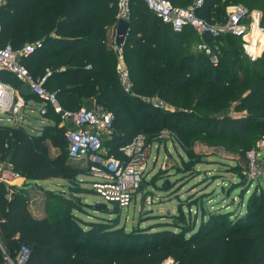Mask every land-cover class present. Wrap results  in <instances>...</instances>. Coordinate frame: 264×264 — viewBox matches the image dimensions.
<instances>
[{
    "label": "trees",
    "instance_id": "1",
    "mask_svg": "<svg viewBox=\"0 0 264 264\" xmlns=\"http://www.w3.org/2000/svg\"><path fill=\"white\" fill-rule=\"evenodd\" d=\"M196 1L171 0L177 7H189ZM238 4L260 11L264 27V0H203L195 12L208 23H222L227 19V8ZM116 14L117 0H3L0 48L11 45L19 50L26 44L39 45L20 60L34 80L47 77L44 86L57 95L62 108L74 112L83 103L95 102L94 107L112 112L114 131L104 142L110 156L119 157V148L142 131L159 134L163 129L184 148L197 141L227 150L248 152L255 148L264 137V51L261 57L251 58L240 38L225 35L213 40L207 35L205 42L219 48V65L215 67L204 50L187 48L195 33L191 28L175 32L141 0H132L123 62L137 95L158 97L175 108L164 111L132 97L119 82V55L107 41V29L117 23ZM153 17L156 25L151 23ZM0 81L19 90L27 85L30 90L25 81L6 71L0 70ZM46 118L51 124L38 133L25 126L0 124V161L7 159L27 181H71L90 176L87 166L69 159L66 138L59 135L61 117L50 109ZM147 138L152 145L153 140ZM57 148L63 151L52 154ZM191 162L183 160L177 174H185ZM84 192L92 191L78 193ZM47 194L51 196L45 216L38 219L30 212L24 191L9 192L0 184V264H7L10 251L19 252L22 245L31 249L28 264H162L175 255L174 249L185 251L182 264H264V196L259 193L248 198L246 218L212 211L196 230V220L185 221L180 216L181 221L166 223L169 225L132 231L121 230L113 219L86 221L77 216L76 212H87L80 197ZM198 203H189L186 208ZM200 205L203 208V203ZM179 211L183 214L184 206ZM116 234L123 242L153 237L156 243L140 248L114 247L112 237ZM212 244L218 249L214 256L203 254ZM238 244L245 246L235 253ZM225 248L229 251L227 263L219 257Z\"/></svg>",
    "mask_w": 264,
    "mask_h": 264
},
{
    "label": "built area",
    "instance_id": "2",
    "mask_svg": "<svg viewBox=\"0 0 264 264\" xmlns=\"http://www.w3.org/2000/svg\"><path fill=\"white\" fill-rule=\"evenodd\" d=\"M132 0H117L116 21L130 20ZM147 8L163 24L170 25L175 32L191 28L203 40V50L209 56L213 66L219 65V52H213V47L205 42L208 35L216 40L225 35H233L242 40L244 52L255 58L257 48L261 46L264 37L262 26V13L258 10L249 11L243 5H231L227 8V19L222 23H208L195 12L203 0H197L189 7L174 6L171 0H141ZM117 24V23H116ZM39 45L26 44L23 48L15 50L11 45L0 48V70L14 74L18 79L25 81L30 91L40 102L39 114L42 119L51 109L61 117L62 122H69L65 138L68 144L69 159L76 162H85L91 181L89 189L102 198L105 203L112 204L118 210L131 206L135 194L141 190L145 173L148 170L151 145L144 134H137L130 142L119 148L120 156L108 155L104 142L110 139L114 131L115 116L112 112L99 107L82 106L77 111L70 112L62 108L57 95L45 88L47 77L34 80L28 69L21 62L20 57H27L34 53ZM114 49L122 59V48ZM117 72L119 82L124 90L132 97L149 103L156 109H166L167 104L158 97H142L133 91V82L130 80L129 71L121 61L118 62ZM11 86L0 81V111L11 115L15 126H24V121L30 116L23 114L27 103L21 97L13 98ZM264 149L261 139L255 148L248 153L250 158L251 177L261 174L259 164L260 152ZM22 177L12 166L0 161V184L6 187L16 185ZM31 249L22 245L18 255V264H28ZM8 264H13L7 258Z\"/></svg>",
    "mask_w": 264,
    "mask_h": 264
},
{
    "label": "rangeland",
    "instance_id": "3",
    "mask_svg": "<svg viewBox=\"0 0 264 264\" xmlns=\"http://www.w3.org/2000/svg\"><path fill=\"white\" fill-rule=\"evenodd\" d=\"M114 41L115 36H112L110 42L114 44ZM187 48L195 52L203 51V45L200 44L199 37L196 33H194L193 42H189ZM213 52H219V48L213 47ZM262 53L259 57H261ZM166 104L167 108L165 110L163 109L164 111H175L172 105H169L167 102ZM94 105L95 103L91 105L90 103H83L79 107H92ZM38 111L39 107L33 114L29 113L28 115L30 117L24 121V126L30 132L32 130H40L34 129V126H39L40 124L41 116ZM0 117L4 119L3 122L7 123L6 125H14V121L9 118V114L0 112ZM68 126V121L62 122L60 127L63 129L61 134L59 132V135H62V133L64 135V132L68 130ZM31 133L37 132L32 131ZM141 133L149 137L150 140L152 139L154 143L151 145L148 170L144 177L146 178V182L144 181L143 184L144 188L136 192L131 206L117 210L114 205L105 203L95 193H85L80 194L79 197L87 205V212H76L77 216L86 221H95L96 217L113 219L118 221V227L121 230L125 229L126 231L139 228L144 229L153 225H169L166 223L181 221L184 217L185 221H197L196 230L204 216L208 218L212 211H222L246 218L248 198L251 195H255V193L264 196V149L260 152L259 157V164L262 167L261 174L253 179L250 173L251 161L248 157L249 151L238 149L227 150L224 146L199 141L191 148H184L177 140H172V134L168 130L163 129L159 134L158 132L147 131H142ZM59 140H63L62 136L59 137ZM262 140L264 141V137ZM61 149H53L52 154L63 151ZM183 160H190L192 164L186 168L187 172L185 174H177V171L183 167ZM4 163L10 165L7 159L4 160ZM79 165L86 168L85 162H79ZM19 173L26 180L23 172L19 171ZM81 177H89V182L92 180L90 176L83 175ZM155 177L160 178L152 181L151 179ZM150 180L151 183L149 182ZM252 182L254 184L250 187V183ZM168 183L169 185H167ZM243 191H245L244 196H242ZM86 194L87 196H85ZM197 201L199 202L197 206L193 205L190 209L186 208L189 203L196 204ZM201 203L204 205L203 208L200 205ZM96 204H105L108 210L99 211L96 208ZM181 206H184L183 214H180L179 211ZM252 211L255 212V208ZM261 213H264V210ZM180 216H182V219L179 218ZM230 219H233V217H230ZM228 224L225 225L224 229L228 227ZM159 229L162 230L164 228L160 227ZM170 229L176 231V228L172 227ZM151 231L157 230L152 229ZM211 239H207L202 245H207ZM147 243L154 244L156 240L150 237L145 240L140 239L123 242L120 234L112 237V245L114 247L124 244L126 247L133 245L135 248H140ZM242 246H245V244H238L234 247V252H240ZM216 250L218 249L213 247L212 244L210 247L206 246L203 254L214 256ZM173 253L175 255L169 256L162 264H182L180 259L184 257L185 251L183 250L182 252L181 249H174ZM9 254L13 264H18L16 260L18 251H10ZM219 257L223 263H227L229 251L226 248L223 249Z\"/></svg>",
    "mask_w": 264,
    "mask_h": 264
},
{
    "label": "crops",
    "instance_id": "4",
    "mask_svg": "<svg viewBox=\"0 0 264 264\" xmlns=\"http://www.w3.org/2000/svg\"><path fill=\"white\" fill-rule=\"evenodd\" d=\"M3 0H0V6ZM154 17L151 19V23L156 25ZM116 25H113L107 29V41L108 45L111 47H115V41L114 44L110 42V38L112 36H116ZM199 42L201 45H203V40L199 38ZM264 50V45L261 44L257 48V52L255 55V58H258L260 54ZM124 64L123 62V57L121 60H119ZM125 65V64H124ZM64 69V68H63ZM11 91L13 94L14 100H16L18 97H21L25 100L27 103V107L23 109V114L26 113L27 118L28 114H33L35 111H37L38 107L40 108V102L38 100L32 99V95L30 90L27 88V85H24L22 89H17L14 88L11 85ZM29 99V100H28ZM95 103V102H92ZM90 103V105L92 104ZM95 106V105H94ZM93 107V106H92ZM89 107V108H92ZM64 109V108H63ZM65 110V109H64ZM67 111V110H66ZM1 112V111H0ZM71 112V111H70ZM11 115H9V118L11 119ZM40 119V118H39ZM4 119L0 117V124L6 125L7 123L3 122ZM50 122V123H49ZM39 126H34V129H41L44 126H47L51 124V121L49 119H40ZM62 124V123H61ZM29 131V130H28ZM38 133V130H32ZM31 131V132H32ZM89 177H77L75 180H68L65 178H51V179H46V180H39V181H27L24 180L23 178L20 181L16 182V185L8 187L9 192L13 191H24L27 194V197L29 198L28 201V208L32 215L38 219H42L45 216L44 210L46 208V203L48 197L51 195L47 194H55V195H66V196H71L74 195L76 197H79L78 192H83L87 191L89 189ZM84 192L83 194H85ZM88 194V192H87ZM87 194L85 196H87Z\"/></svg>",
    "mask_w": 264,
    "mask_h": 264
},
{
    "label": "water",
    "instance_id": "5",
    "mask_svg": "<svg viewBox=\"0 0 264 264\" xmlns=\"http://www.w3.org/2000/svg\"><path fill=\"white\" fill-rule=\"evenodd\" d=\"M130 29H131L130 20H125V19L118 20L115 29L116 31L115 45L117 49H121L125 44ZM96 208L103 211L108 210V207L105 204H96Z\"/></svg>",
    "mask_w": 264,
    "mask_h": 264
},
{
    "label": "bare ground",
    "instance_id": "6",
    "mask_svg": "<svg viewBox=\"0 0 264 264\" xmlns=\"http://www.w3.org/2000/svg\"><path fill=\"white\" fill-rule=\"evenodd\" d=\"M262 43H263L262 45H264V37L262 38Z\"/></svg>",
    "mask_w": 264,
    "mask_h": 264
}]
</instances>
